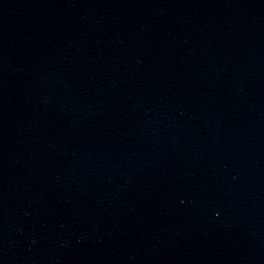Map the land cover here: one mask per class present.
Segmentation results:
<instances>
[{"label":"water","instance_id":"95a60500","mask_svg":"<svg viewBox=\"0 0 264 264\" xmlns=\"http://www.w3.org/2000/svg\"><path fill=\"white\" fill-rule=\"evenodd\" d=\"M0 264H264V0H0Z\"/></svg>","mask_w":264,"mask_h":264}]
</instances>
